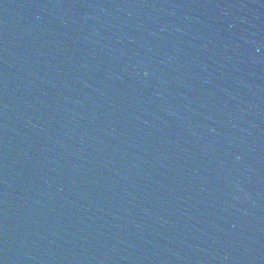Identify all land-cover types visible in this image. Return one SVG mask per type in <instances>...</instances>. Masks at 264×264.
Masks as SVG:
<instances>
[{
	"label": "water",
	"instance_id": "1",
	"mask_svg": "<svg viewBox=\"0 0 264 264\" xmlns=\"http://www.w3.org/2000/svg\"><path fill=\"white\" fill-rule=\"evenodd\" d=\"M0 264H264V0H0Z\"/></svg>",
	"mask_w": 264,
	"mask_h": 264
}]
</instances>
